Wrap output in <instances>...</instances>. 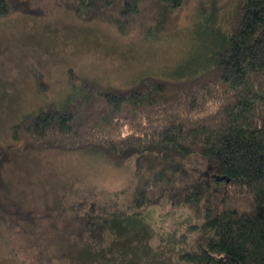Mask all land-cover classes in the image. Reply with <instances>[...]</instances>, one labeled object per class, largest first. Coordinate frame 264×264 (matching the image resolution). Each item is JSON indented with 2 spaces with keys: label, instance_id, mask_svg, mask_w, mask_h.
Here are the masks:
<instances>
[{
  "label": "trees",
  "instance_id": "obj_1",
  "mask_svg": "<svg viewBox=\"0 0 264 264\" xmlns=\"http://www.w3.org/2000/svg\"><path fill=\"white\" fill-rule=\"evenodd\" d=\"M214 1L205 29L196 28L202 40L194 42L190 61L168 76L147 75L117 86L70 69L76 88L65 100L24 116L13 128V141L0 142V182L14 151L89 152L116 166L134 157L136 184L128 208L169 201L189 207L200 220L191 227L197 235L183 261L264 264V0H235L225 27L216 23L218 1L231 0ZM185 3L66 5L82 21L157 39L173 31ZM17 11L33 9L22 0H0V19ZM35 77L44 90L41 74L35 71ZM85 233L81 244L90 252L93 242Z\"/></svg>",
  "mask_w": 264,
  "mask_h": 264
},
{
  "label": "rangeland",
  "instance_id": "obj_2",
  "mask_svg": "<svg viewBox=\"0 0 264 264\" xmlns=\"http://www.w3.org/2000/svg\"><path fill=\"white\" fill-rule=\"evenodd\" d=\"M22 1L32 13L17 11L0 19L4 144L13 141V128L24 116L62 103L76 88L69 81L72 68L117 86L147 75L168 76L190 61L194 42L202 40L196 28L205 29L215 4L186 0L173 31L153 39L122 34L102 21H82L66 5L71 0ZM234 1H218L217 25H228ZM2 176L0 264H191L181 257L191 250L197 235L191 227L200 220L189 207L162 201L143 210L128 208L136 184L134 157L116 166L89 152L14 151ZM90 217L95 225L88 224ZM84 233L91 235L90 252L81 244ZM78 246L84 253L77 254Z\"/></svg>",
  "mask_w": 264,
  "mask_h": 264
}]
</instances>
